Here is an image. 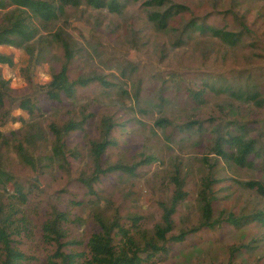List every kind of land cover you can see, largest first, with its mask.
Here are the masks:
<instances>
[{"label":"rangeland","instance_id":"rangeland-1","mask_svg":"<svg viewBox=\"0 0 264 264\" xmlns=\"http://www.w3.org/2000/svg\"><path fill=\"white\" fill-rule=\"evenodd\" d=\"M171 1L189 10L165 30L147 20L144 0H127L122 16L81 4L64 7L56 24L41 26L36 20L41 34L62 27L79 46L68 62L55 42L43 45L41 57L32 59L23 48L0 45V53L13 60V66L0 64V78L8 81L0 109V170L11 177L0 183V216L8 217L6 231L25 256L20 264H46L59 244L61 252H82L87 258V241L99 231L100 218L131 227L129 217L140 215L141 227L151 235L161 221V205L175 190L171 175L176 168L186 196L167 236L198 225L197 193L211 171L219 178L212 187V218H220L222 211L240 215L264 209V198L238 183L264 184L263 157L241 167L216 158L212 149L217 136L234 135L240 125L248 136L264 140V104L236 95L257 90L264 98V0L235 5L232 0ZM190 19L241 30L242 41L231 47L210 33L187 35L181 29ZM64 63L69 80L96 75L102 82L78 84L72 98L63 93L58 100L50 98L47 84ZM198 91L201 101L192 96ZM22 100L33 106L32 113L20 106ZM159 118L163 126L155 124ZM69 120L84 123L62 134L55 149L50 125ZM104 124L111 126L108 134ZM105 137L114 144L96 158L92 146ZM145 156L153 162L138 166L134 174L104 171ZM203 158L215 166L210 169ZM92 176L97 179L89 181ZM57 213H65L58 225L66 234L56 242L47 239L44 225ZM165 246L168 253L156 256L155 264H230L231 247H236L233 264H264V225L250 222L238 228L222 222ZM2 259L0 244V264Z\"/></svg>","mask_w":264,"mask_h":264},{"label":"trees","instance_id":"trees-1","mask_svg":"<svg viewBox=\"0 0 264 264\" xmlns=\"http://www.w3.org/2000/svg\"><path fill=\"white\" fill-rule=\"evenodd\" d=\"M127 0H0V10H4L2 14L3 24H0V45H8L17 48H23L29 55V58L41 57L43 45L48 46L55 42L59 44L63 50L66 61L68 62L79 50V46H75V41L62 27H52L50 32L41 34L36 20L41 26L46 24H56L64 15V7L72 6L78 8L81 4L90 6L93 9H106L108 12L116 15H124L126 12ZM238 3V0H232L231 5ZM147 20L154 24L158 30H165L169 22L178 14L188 11L189 8L183 3H176L171 0H144ZM11 7L7 10L6 7ZM181 31L189 35L190 32H199L201 34L210 33L211 36L220 39L228 46H235L242 40V31H230L224 28H215L205 23H199L193 19L183 22ZM173 29V28H172ZM180 38L176 40L179 41ZM0 64L13 66L12 58L0 53ZM102 79L96 75L78 76L74 80H69L67 75V63H64L57 73L52 74L49 80L48 96L55 100L59 99L60 93L67 98L74 97L76 86L78 84L86 85L88 82ZM8 90V81L0 78V109L4 106V100ZM233 93V92H232ZM239 97H244L247 101H252L257 106L264 104V98L260 96L257 90L252 92L239 91L236 93ZM193 98L202 100V92H193ZM20 106L32 113L33 106L28 100H22ZM165 120L159 118L155 124L163 126ZM84 120L78 122L69 120L62 126L54 123L50 125L51 131L55 135V149H58L61 141V135L71 130L82 128ZM109 123V122H108ZM195 123V121H194ZM187 123L185 126L190 125ZM106 126L108 134L111 126ZM238 132L234 135H219L215 139L212 147L216 158L225 161H231L241 167H252L255 158L263 157L264 159V140L258 142L254 137H250L247 131L240 125L237 127ZM110 144H114L112 139L105 137L102 141L96 142L92 146V152L98 158ZM227 146V147H226ZM252 157V158H250ZM26 163L32 164L30 158H23ZM152 156H145L130 165L115 163L108 166L104 171L112 172L120 170L127 174H134L138 166L153 162ZM203 163L213 168V164L209 163L208 158H203ZM264 171V164L262 166ZM213 171L202 177L200 189L197 193V203L200 211V220L198 225L189 228L180 229L178 233L167 236L173 229L172 215L175 213L178 204L184 200L186 192L183 190L184 180L180 176L179 169H175L171 175L175 190L167 203L162 204V215L160 223L154 225L152 234L149 235L146 230L141 227L142 217L140 215H132L129 217L130 226L124 227L114 218L112 220L98 219L99 231L90 235L87 241L88 254L79 253H63L60 244L55 252L47 259L46 264H155V257L160 254H167L168 248L165 246L167 242L180 243L185 240L187 235L197 232L201 227L213 228L222 222H226L234 227H242L250 222H258L264 225V209H256L255 211L234 215L232 212L222 211L220 218H212L213 207V184L219 181L215 178ZM96 176H92L89 181H95ZM11 177L0 170V183H9ZM240 185L255 190L264 198V184L260 180H248L238 182ZM225 214V216H223ZM223 216V217H222ZM65 213H57L53 219L45 223L44 231L47 239L58 241V237H63L66 233L63 228L58 225L59 219L65 218ZM6 215L0 216V244L3 252L1 264H20L25 258L12 244L10 233L7 229ZM137 236V238H136ZM236 247L230 248V264ZM58 259V260H57ZM82 260V261H80ZM233 264V263H232Z\"/></svg>","mask_w":264,"mask_h":264}]
</instances>
